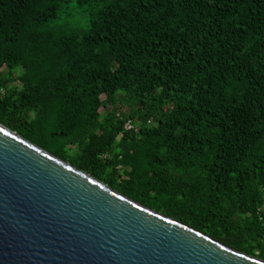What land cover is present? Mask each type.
Returning <instances> with one entry per match:
<instances>
[{
  "label": "trees",
  "instance_id": "1",
  "mask_svg": "<svg viewBox=\"0 0 264 264\" xmlns=\"http://www.w3.org/2000/svg\"><path fill=\"white\" fill-rule=\"evenodd\" d=\"M0 124L264 261V0H0Z\"/></svg>",
  "mask_w": 264,
  "mask_h": 264
},
{
  "label": "water",
  "instance_id": "2",
  "mask_svg": "<svg viewBox=\"0 0 264 264\" xmlns=\"http://www.w3.org/2000/svg\"><path fill=\"white\" fill-rule=\"evenodd\" d=\"M0 264H264L0 124Z\"/></svg>",
  "mask_w": 264,
  "mask_h": 264
},
{
  "label": "rangeland",
  "instance_id": "3",
  "mask_svg": "<svg viewBox=\"0 0 264 264\" xmlns=\"http://www.w3.org/2000/svg\"><path fill=\"white\" fill-rule=\"evenodd\" d=\"M69 16V17H83L85 16L84 8H78L74 2L70 3L68 8L62 11L61 16Z\"/></svg>",
  "mask_w": 264,
  "mask_h": 264
},
{
  "label": "built area",
  "instance_id": "4",
  "mask_svg": "<svg viewBox=\"0 0 264 264\" xmlns=\"http://www.w3.org/2000/svg\"><path fill=\"white\" fill-rule=\"evenodd\" d=\"M123 129L125 131H131V130H136L137 128L131 120H127V121H125V123L123 125Z\"/></svg>",
  "mask_w": 264,
  "mask_h": 264
}]
</instances>
